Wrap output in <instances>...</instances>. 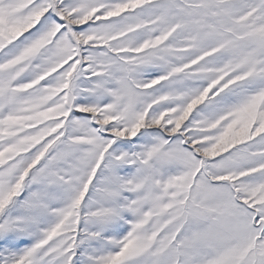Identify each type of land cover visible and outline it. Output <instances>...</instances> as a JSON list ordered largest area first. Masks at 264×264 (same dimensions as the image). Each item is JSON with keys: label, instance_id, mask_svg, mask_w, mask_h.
I'll return each instance as SVG.
<instances>
[{"label": "snow or ice", "instance_id": "6c2138e0", "mask_svg": "<svg viewBox=\"0 0 264 264\" xmlns=\"http://www.w3.org/2000/svg\"><path fill=\"white\" fill-rule=\"evenodd\" d=\"M0 264H264V0H0Z\"/></svg>", "mask_w": 264, "mask_h": 264}]
</instances>
